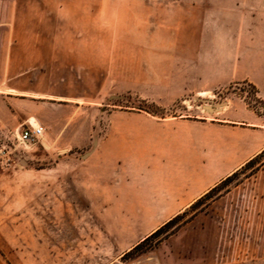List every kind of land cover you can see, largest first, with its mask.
<instances>
[{
	"label": "rangeland",
	"instance_id": "obj_1",
	"mask_svg": "<svg viewBox=\"0 0 264 264\" xmlns=\"http://www.w3.org/2000/svg\"><path fill=\"white\" fill-rule=\"evenodd\" d=\"M0 40L1 76L30 67L0 98L6 264H264V150L144 242L165 215L135 203L186 128L264 130V0H0Z\"/></svg>",
	"mask_w": 264,
	"mask_h": 264
},
{
	"label": "crops",
	"instance_id": "obj_2",
	"mask_svg": "<svg viewBox=\"0 0 264 264\" xmlns=\"http://www.w3.org/2000/svg\"><path fill=\"white\" fill-rule=\"evenodd\" d=\"M2 45L0 40V48ZM29 49L32 52L33 46ZM43 53L45 57L42 56L41 59L48 63V52H43L42 49L41 54ZM11 55L10 51L4 53L3 57L0 56V69L10 71L13 68ZM25 61L26 58H20L19 62ZM16 68L22 71L3 76L0 74V98L2 94L12 97L18 92L12 87V80L25 75L30 69L28 65ZM255 83L260 96L264 98V77H256ZM4 85L7 88L2 90ZM241 128L244 135L234 137L225 123L190 126L182 134L183 142L172 146L169 163L151 164L143 168L147 173L140 178L135 196L138 212L165 215L156 217L155 224L150 228H158L168 220L183 215L199 197L220 183L225 176L240 169L264 150V130H259V137L257 129ZM0 264H6L1 255Z\"/></svg>",
	"mask_w": 264,
	"mask_h": 264
},
{
	"label": "built area",
	"instance_id": "obj_3",
	"mask_svg": "<svg viewBox=\"0 0 264 264\" xmlns=\"http://www.w3.org/2000/svg\"><path fill=\"white\" fill-rule=\"evenodd\" d=\"M44 129L41 125L31 124L25 125L19 133L20 140L24 142L37 141L43 135Z\"/></svg>",
	"mask_w": 264,
	"mask_h": 264
},
{
	"label": "trees",
	"instance_id": "obj_4",
	"mask_svg": "<svg viewBox=\"0 0 264 264\" xmlns=\"http://www.w3.org/2000/svg\"><path fill=\"white\" fill-rule=\"evenodd\" d=\"M259 154H260V153H259ZM254 158H255V157H254ZM254 158H253V159H254ZM253 159H252V160H253ZM252 160H250L249 162H247L245 165L249 164ZM245 165H244V166H245ZM244 166H243V167H244ZM235 172H236V171H235ZM235 172H233L231 175H233ZM231 175L227 176V177H226L224 180H222L220 183H223V182H224L225 180H227ZM220 183H218L216 186L212 187V188H211L210 190H208L205 194H203L200 198H198V199L192 204V206H193L194 204L198 203V202L200 201L201 198H203L204 196H206L207 194H209V193H210L214 188H216ZM177 217H178V216H176V217H174V218L168 220L167 222H165L162 226H160L158 229H156L154 232H152L149 236H147V237H146L145 239H143L141 242H144V241L147 240L149 237H151V236L157 234L158 232H160V231L162 230L163 227H165V226L169 225L170 223H172ZM141 242L138 243L133 249L137 248L138 245L141 244Z\"/></svg>",
	"mask_w": 264,
	"mask_h": 264
},
{
	"label": "water",
	"instance_id": "obj_5",
	"mask_svg": "<svg viewBox=\"0 0 264 264\" xmlns=\"http://www.w3.org/2000/svg\"><path fill=\"white\" fill-rule=\"evenodd\" d=\"M197 99L200 100V101H204L202 98H197ZM223 105H224V102L216 103L213 106L208 104L207 106H204V109L206 111H210V112H214V111L217 112V111H219L221 109V107Z\"/></svg>",
	"mask_w": 264,
	"mask_h": 264
},
{
	"label": "bare ground",
	"instance_id": "obj_6",
	"mask_svg": "<svg viewBox=\"0 0 264 264\" xmlns=\"http://www.w3.org/2000/svg\"><path fill=\"white\" fill-rule=\"evenodd\" d=\"M205 94H206V92H202L200 95L203 96V95H205ZM203 105H204V106H207L208 104L205 103V104H203ZM225 106H226V104H225ZM202 107H203V106H202ZM222 107H223V106H222ZM223 108H224V107H223ZM214 112H215V111H214ZM220 112H221V111H220ZM34 121H35L34 119H31V123L35 125V122H34Z\"/></svg>",
	"mask_w": 264,
	"mask_h": 264
}]
</instances>
